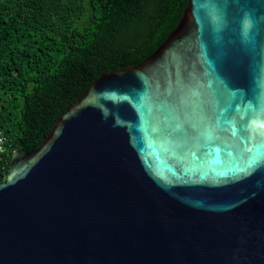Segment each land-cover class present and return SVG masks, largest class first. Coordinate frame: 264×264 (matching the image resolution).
I'll list each match as a JSON object with an SVG mask.
<instances>
[{
  "label": "water",
  "instance_id": "obj_1",
  "mask_svg": "<svg viewBox=\"0 0 264 264\" xmlns=\"http://www.w3.org/2000/svg\"><path fill=\"white\" fill-rule=\"evenodd\" d=\"M0 264H264V0H188L14 152Z\"/></svg>",
  "mask_w": 264,
  "mask_h": 264
},
{
  "label": "trees",
  "instance_id": "obj_2",
  "mask_svg": "<svg viewBox=\"0 0 264 264\" xmlns=\"http://www.w3.org/2000/svg\"><path fill=\"white\" fill-rule=\"evenodd\" d=\"M188 0H0V185L105 71L144 62Z\"/></svg>",
  "mask_w": 264,
  "mask_h": 264
},
{
  "label": "built area",
  "instance_id": "obj_3",
  "mask_svg": "<svg viewBox=\"0 0 264 264\" xmlns=\"http://www.w3.org/2000/svg\"><path fill=\"white\" fill-rule=\"evenodd\" d=\"M3 141V137L1 136V133H0V143ZM3 149H2V147H1V145H0V151H2Z\"/></svg>",
  "mask_w": 264,
  "mask_h": 264
}]
</instances>
